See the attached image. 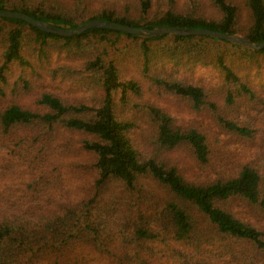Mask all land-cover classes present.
I'll use <instances>...</instances> for the list:
<instances>
[{
    "label": "trees",
    "instance_id": "16d2710c",
    "mask_svg": "<svg viewBox=\"0 0 264 264\" xmlns=\"http://www.w3.org/2000/svg\"><path fill=\"white\" fill-rule=\"evenodd\" d=\"M92 20L264 41V0H0ZM206 116L210 130L172 111ZM264 136V49L207 36L63 37L0 18V264H264V142L207 177L223 136Z\"/></svg>",
    "mask_w": 264,
    "mask_h": 264
},
{
    "label": "water",
    "instance_id": "95a60500",
    "mask_svg": "<svg viewBox=\"0 0 264 264\" xmlns=\"http://www.w3.org/2000/svg\"><path fill=\"white\" fill-rule=\"evenodd\" d=\"M0 18L22 20L41 31L51 34H56L63 37L77 36L89 29H107V30L127 33L130 35L138 36L140 38H153L162 35L207 36L214 39L231 42L233 44L240 45L244 48L253 51L264 49V41L259 43H252L251 41H249L248 39H246L244 36L241 35H236V34L230 35L228 33L214 32L207 29H180V28L155 27L151 30H147L144 28H132L124 25H119L117 23L108 22L104 20H92L85 24L80 25L75 29L65 30V29L55 28L46 23L34 20L29 16L18 12L0 11Z\"/></svg>",
    "mask_w": 264,
    "mask_h": 264
},
{
    "label": "rangeland",
    "instance_id": "374dc122",
    "mask_svg": "<svg viewBox=\"0 0 264 264\" xmlns=\"http://www.w3.org/2000/svg\"><path fill=\"white\" fill-rule=\"evenodd\" d=\"M172 113L183 121L182 123L184 125H196L203 130H210L211 132L210 120L206 116H195L182 110L172 111ZM263 142V135H261L255 142H250L247 145H243L236 141L234 142L227 137L221 136L216 143L218 154L215 157L214 165L209 167L207 172H204L203 170H198L187 159H185L184 164L186 166V172L189 176L199 175L201 177H207L217 171L226 169L227 166L232 167L236 163L252 160L254 157V150L259 145L263 144ZM236 207L241 216L246 219L254 220L264 226V215L260 212L244 204H236Z\"/></svg>",
    "mask_w": 264,
    "mask_h": 264
}]
</instances>
